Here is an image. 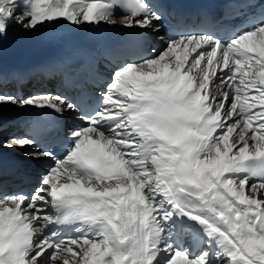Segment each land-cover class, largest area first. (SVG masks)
<instances>
[{"label":"snow or ice","instance_id":"1","mask_svg":"<svg viewBox=\"0 0 264 264\" xmlns=\"http://www.w3.org/2000/svg\"><path fill=\"white\" fill-rule=\"evenodd\" d=\"M162 19L152 0H0V41L61 20L151 33ZM216 31L117 64L66 155L29 153L54 166L30 193L0 194V264H264V18ZM9 105L81 108L0 92V122Z\"/></svg>","mask_w":264,"mask_h":264},{"label":"bare ground","instance_id":"2","mask_svg":"<svg viewBox=\"0 0 264 264\" xmlns=\"http://www.w3.org/2000/svg\"><path fill=\"white\" fill-rule=\"evenodd\" d=\"M122 24L120 23L119 20H117L115 25H108V24H101L99 26H92V25H80V26H74L64 20H61L59 22H54L51 24H46L44 27H40L38 28V30L36 31H24L23 29L19 28V27H12L9 30L8 35L12 36V37H17L18 38H23V37H30V36H39V34L44 33L47 30L50 29H54V28H58L61 30H64L66 32L69 33H74V32H88V31H93V30H114L117 29L121 26ZM153 42L158 45L160 52H162L163 50H165L168 46L167 41L159 36H156L153 38ZM157 47V48H158ZM23 50H26V47L22 46ZM151 49H153V47H151ZM157 55V53L155 54ZM106 90V89H105ZM60 90L57 89V86H53L52 85V80L51 79H47V78H43V77H36L34 78V81H30L27 84H25L23 86V98L27 99L30 96H45V95H51L54 96L56 94H59ZM0 92H5V93H9V90H7V87H2L0 85ZM38 94V95H36ZM7 108L10 109V107H14V108H18L16 106H6ZM6 109V108H4ZM82 124L81 120L79 118H77V126H80ZM9 129V128H8ZM8 129L5 130H0V144H3V147L7 150V152H12L15 153V151H17V147H12V148H8L5 147L4 144L5 142L9 139V137L12 136H16L17 132L15 131H10ZM7 135V136H6ZM6 138H5V137ZM4 137V138H3ZM23 152H21L19 155H23L21 158V162L23 164V166L25 168H27L30 172V174H32L34 176V181L31 184V186H29V188L32 191V186L34 187L35 183L38 181V177H43L47 174L48 170L54 166L53 165H46L44 163V159L43 156L39 155L38 158H34L33 155H30L29 153H33V152H37V148L36 147H28L25 146L22 149ZM38 153V152H37ZM46 173V174H45ZM9 187V184L5 183L2 186L3 191Z\"/></svg>","mask_w":264,"mask_h":264},{"label":"rangeland","instance_id":"3","mask_svg":"<svg viewBox=\"0 0 264 264\" xmlns=\"http://www.w3.org/2000/svg\"><path fill=\"white\" fill-rule=\"evenodd\" d=\"M160 53V50L158 51V53L157 54H159ZM7 136V135H6ZM5 137V136H4ZM3 137V138H4ZM6 138V137H5ZM46 174V173H45ZM41 176L40 177H38V181L34 184L35 186H34V188L39 184V181L41 180Z\"/></svg>","mask_w":264,"mask_h":264}]
</instances>
